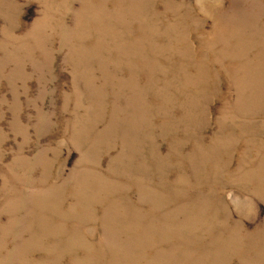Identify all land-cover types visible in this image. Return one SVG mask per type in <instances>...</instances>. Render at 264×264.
I'll return each mask as SVG.
<instances>
[{"label": "rangeland", "instance_id": "374dc122", "mask_svg": "<svg viewBox=\"0 0 264 264\" xmlns=\"http://www.w3.org/2000/svg\"><path fill=\"white\" fill-rule=\"evenodd\" d=\"M0 264H264V0H0Z\"/></svg>", "mask_w": 264, "mask_h": 264}]
</instances>
